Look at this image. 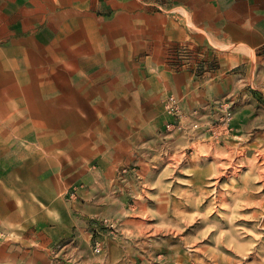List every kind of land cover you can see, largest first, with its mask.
Returning a JSON list of instances; mask_svg holds the SVG:
<instances>
[{
    "label": "rangeland",
    "instance_id": "374dc122",
    "mask_svg": "<svg viewBox=\"0 0 264 264\" xmlns=\"http://www.w3.org/2000/svg\"><path fill=\"white\" fill-rule=\"evenodd\" d=\"M154 1L70 0L44 25L52 51L19 57L0 90V264H264L262 123L239 136L229 97L184 108L166 92L167 68L199 76L212 60L154 51L166 25Z\"/></svg>",
    "mask_w": 264,
    "mask_h": 264
},
{
    "label": "crops",
    "instance_id": "0c3cea01",
    "mask_svg": "<svg viewBox=\"0 0 264 264\" xmlns=\"http://www.w3.org/2000/svg\"><path fill=\"white\" fill-rule=\"evenodd\" d=\"M69 2L0 0L1 91L10 88L14 78L24 71L20 56L34 55L36 49L51 52L56 46L58 37L56 40L52 34L44 35V25L49 28L52 22L57 24L59 8L73 7ZM161 4L166 6V25L154 33L163 31L162 35H153L154 51L165 47L167 51L170 45L178 43L196 54L203 52L205 60H212L211 69L206 68L199 76L186 69L173 72L166 67V92L179 95L184 108L201 107L207 100L229 97L234 112L231 127L236 135L257 133L255 122L262 123L264 128V0H162ZM150 5L156 2L116 3L117 7L131 10ZM142 19L147 25L154 24L155 15ZM87 197L92 198V194ZM33 262L37 264H26ZM4 264L23 263L10 258Z\"/></svg>",
    "mask_w": 264,
    "mask_h": 264
},
{
    "label": "built area",
    "instance_id": "2783aa9c",
    "mask_svg": "<svg viewBox=\"0 0 264 264\" xmlns=\"http://www.w3.org/2000/svg\"><path fill=\"white\" fill-rule=\"evenodd\" d=\"M166 109L167 111L173 115L175 118H179V122H183L187 120V114L184 113V111L181 110L177 100L174 98V96L170 95L167 99H166ZM224 110H226V118H225V122L230 120V113L227 112V105H223ZM168 128H171L172 125L168 124L167 125ZM191 126L193 128L197 127V124H191Z\"/></svg>",
    "mask_w": 264,
    "mask_h": 264
},
{
    "label": "bare ground",
    "instance_id": "6f19581e",
    "mask_svg": "<svg viewBox=\"0 0 264 264\" xmlns=\"http://www.w3.org/2000/svg\"><path fill=\"white\" fill-rule=\"evenodd\" d=\"M263 134H264V133H263ZM258 135H259V134H258ZM263 139H264V138H263ZM259 144H260V143H259ZM263 145H264V144H263ZM228 147H230V146H228ZM261 148H262V147H259L260 150H261ZM198 149H199V148H198ZM211 149H212V148H211ZM211 149H210V150H211ZM242 150H244V149H242ZM248 150H249V149H248ZM198 151H200V150H198ZM213 151H214V150H213ZM221 151H222V150H221ZM244 151H245V150H244ZM250 151H251V150H250ZM261 151H262V150H261ZM205 152H206V150H205ZM200 153L202 154V152H200ZM214 153H216V152H214ZM239 153H241V152H239ZM244 153H245V152H244ZM255 153H256V152H255ZM255 153H254V154H255ZM205 155H206V154H205ZM205 155H204V156H205ZM228 155H230V154H228ZM237 155H238V154H237ZM206 156H207V155H206ZM263 156H264V155H263ZM197 157H198V156H197ZM200 157H201V156H200ZM200 157H199V158H200ZM202 157H203V156H202ZM215 157H216V156H215ZM217 157H218V156H217ZM234 157H235V156H234ZM252 157H253V156H252ZM255 157H256V156H255ZM199 158H198V159H199ZM220 158H221V155H220ZM228 158H229V156H228ZM200 159H201V158H200ZM202 159H203V158H202ZM217 159H219V158H217ZM226 159H227V158H226ZM229 159H231V158H229ZM247 159H248V158H247ZM250 159H251V158H250ZM252 159H253V158H252ZM210 160H211V159H210ZM232 160H233V159H232ZM232 160H231V161H232ZM198 161H199V160H198ZM201 161H202V160H201ZM218 161H219V160H218ZM221 161H222V160H220V162H221ZM225 161H226V160H225ZM229 161H230V160H229ZM255 161H256V160H255ZM206 162H207V161H206ZM206 162H205V163H206ZM220 162H219V163H220ZM248 162H249V161H248ZM250 162H252V160H251ZM258 163H259V161H258ZM258 163H257V164H258ZM216 164H218V163H216ZM233 164H234V163H233ZM252 164H254V163H252ZM220 165H221V164H220ZM216 166H217V165H216ZM226 166H227V165H226ZM229 166H230V165H229ZM232 166H233V165H232ZM223 167H224V166H223ZM233 167H234V166H233ZM260 167H261V166H260ZM224 168H225V167H224ZM253 168H254V167H253ZM262 168H263V167H262ZM232 169H233V168H232ZM236 169H237V168H236ZM259 169H260V168H259ZM249 170H250V169H249ZM251 172H252V171H251ZM254 172H255V171H254ZM218 174H221V173H218ZM218 174H217V175H218ZM225 174H226V173H225ZM227 174H228V173H227ZM255 174H256V173H255ZM260 175H261V174H260ZM215 176H216V175H215ZM230 177H231V176H230ZM217 178H218V177H217ZM215 180H217V179H215ZM231 182H232V181H231ZM156 185H157V183H156ZM164 186H165V185H164ZM262 186H263V185H262ZM161 190H162V188H161ZM216 192H217V190H216ZM160 193H161V192H160ZM186 195H187V194H186ZM195 197H196V196H195ZM143 198H144V197H143ZM179 198H180V197H179ZM224 199H225V198H224ZM187 200H188V199H187ZM214 200H215V199H214ZM221 200H222V199H221ZM233 200H234V199H233ZM144 201H145V200H144ZM165 202H166V201H165ZM217 202H218V201H217ZM224 202H225V201H224ZM183 204H184V203H183ZM206 204H207V203H206ZM230 205H231V204H230ZM233 205H234V204H233ZM162 206H163V205H162ZM209 206H210V205H209ZM209 206H208V207H209ZM223 206H224V205H223ZM177 207H178V206H177ZM208 207H207V208H208ZM163 208H164V207H163ZM185 208H186V207H184V209H185ZM226 208H227V207H226ZM165 209H166V208H165ZM176 209H177V208H176ZM145 210H146V209H145ZM179 210H180V209H179ZM205 210H206V209H205ZM205 210H204V211H205ZM182 211H183V209H182ZM177 212H178V210H177ZM138 213H139V212H138ZM226 213H227V212H226ZM189 214H191V213H189ZM195 214H196V213H195ZM232 215H233V214H232ZM205 217H206V216H205ZM207 217H208V216H207ZM211 219H212V218H211ZM142 221H143V220H142ZM140 222H141V221H140ZM221 222H222V221H221ZM221 222H220V223H221ZM224 222H225V221H224ZM174 223H175V222H174ZM218 223H219V222H218ZM222 224H223V223H222ZM220 227H221V224H220ZM243 228H244V227H243ZM203 229H204V228H202V230H203ZM171 231H172V230H171ZM227 231H228V230H227ZM173 232H174V231H173ZM220 235H221V234H220ZM222 235H223V234H222ZM230 236H231V235H230ZM229 238H231V237H229ZM150 240H151V239H150ZM156 242H157V241H156ZM154 243H155V242H154ZM203 244H204V243H203ZM158 245H159V244H158ZM186 245H187V244H186ZM205 246H206V248H207V245H205ZM263 246H264V245H263ZM230 247H231V246H230ZM162 248H163V247H162ZM212 248H213V247H212ZM159 249H160V248H159ZM179 249H180V248H179ZM206 250H208V249H206ZM160 251H161V249H160ZM164 251H165V250H164ZM175 251H176V250H175ZM212 252H213V251H211V254H212ZM191 253H193V252H191ZM155 256H156V255H155ZM174 257H175V256H174ZM185 257H186V256H185ZM189 257H190V256H189ZM193 257H196V256H193ZM160 258H161V257H160ZM177 258H178V257H177ZM186 258H187V257H186ZM174 260H175V259H174ZM174 260H173V261H174ZM178 260H179V259H178ZM178 260H176V261H178ZM133 261H134V260H133ZM170 262H171V261H170ZM187 262H188V261H187ZM219 262H220V261H219ZM167 263H168V262H167Z\"/></svg>",
    "mask_w": 264,
    "mask_h": 264
}]
</instances>
